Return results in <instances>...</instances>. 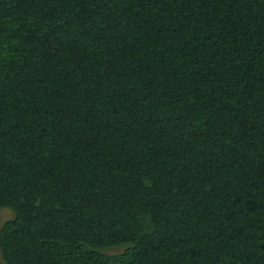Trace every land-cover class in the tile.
Wrapping results in <instances>:
<instances>
[{
    "label": "trees",
    "instance_id": "1",
    "mask_svg": "<svg viewBox=\"0 0 264 264\" xmlns=\"http://www.w3.org/2000/svg\"><path fill=\"white\" fill-rule=\"evenodd\" d=\"M0 208L4 264H264V0H0Z\"/></svg>",
    "mask_w": 264,
    "mask_h": 264
},
{
    "label": "rangeland",
    "instance_id": "2",
    "mask_svg": "<svg viewBox=\"0 0 264 264\" xmlns=\"http://www.w3.org/2000/svg\"><path fill=\"white\" fill-rule=\"evenodd\" d=\"M14 216L13 210L10 208H0V228L4 224V222ZM120 248H111L107 251H120ZM0 262L4 264V261L2 259L1 251H0Z\"/></svg>",
    "mask_w": 264,
    "mask_h": 264
}]
</instances>
